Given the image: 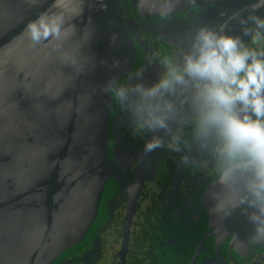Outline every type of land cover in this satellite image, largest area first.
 I'll return each mask as SVG.
<instances>
[{
  "label": "water",
  "instance_id": "water-1",
  "mask_svg": "<svg viewBox=\"0 0 264 264\" xmlns=\"http://www.w3.org/2000/svg\"><path fill=\"white\" fill-rule=\"evenodd\" d=\"M40 20L59 36L33 41ZM127 29L121 0H0V264H57L97 223L116 173L105 88L137 60ZM214 188L229 212L232 189Z\"/></svg>",
  "mask_w": 264,
  "mask_h": 264
},
{
  "label": "flooded vegetation",
  "instance_id": "flooded-vegetation-1",
  "mask_svg": "<svg viewBox=\"0 0 264 264\" xmlns=\"http://www.w3.org/2000/svg\"><path fill=\"white\" fill-rule=\"evenodd\" d=\"M121 3L137 60L119 84H156L170 66L183 64L200 27L237 37L264 53L261 0ZM194 91L188 83L161 93L173 105L166 113V129H138L133 113L114 100L108 128L115 176L107 182L97 223L85 243L57 264H264V241L251 238L256 233L246 225V205L222 212L215 203L217 140L196 135ZM153 138L161 139V147L145 152ZM230 194L228 201L234 204L236 193Z\"/></svg>",
  "mask_w": 264,
  "mask_h": 264
},
{
  "label": "clouds",
  "instance_id": "clouds-1",
  "mask_svg": "<svg viewBox=\"0 0 264 264\" xmlns=\"http://www.w3.org/2000/svg\"><path fill=\"white\" fill-rule=\"evenodd\" d=\"M258 23L264 25V20ZM28 30L35 42L60 34L59 24L43 20L30 23ZM188 83L195 87L196 135L216 137L219 181L236 193L233 207L243 204L254 209L249 219L256 236L264 238V53L246 47L237 37L200 27L183 64L170 66L156 84L125 86L109 81L105 91L133 113L138 129H166V113L172 112L173 105L161 93ZM161 145L160 138H153L144 151ZM168 147L179 151L175 144Z\"/></svg>",
  "mask_w": 264,
  "mask_h": 264
}]
</instances>
